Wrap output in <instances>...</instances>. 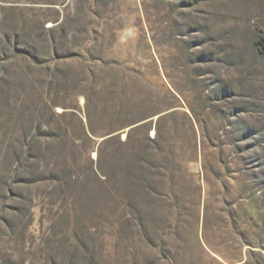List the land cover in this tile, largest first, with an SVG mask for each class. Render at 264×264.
Returning a JSON list of instances; mask_svg holds the SVG:
<instances>
[{"label": "rangeland", "instance_id": "374dc122", "mask_svg": "<svg viewBox=\"0 0 264 264\" xmlns=\"http://www.w3.org/2000/svg\"><path fill=\"white\" fill-rule=\"evenodd\" d=\"M264 0H0V264H264Z\"/></svg>", "mask_w": 264, "mask_h": 264}, {"label": "trees", "instance_id": "16d2710c", "mask_svg": "<svg viewBox=\"0 0 264 264\" xmlns=\"http://www.w3.org/2000/svg\"><path fill=\"white\" fill-rule=\"evenodd\" d=\"M257 44H258L259 46H262L263 49H264V37L261 38L259 41H257Z\"/></svg>", "mask_w": 264, "mask_h": 264}]
</instances>
